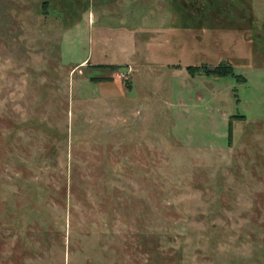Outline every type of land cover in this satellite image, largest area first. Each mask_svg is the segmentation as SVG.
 Here are the masks:
<instances>
[{
  "label": "rangeland",
  "instance_id": "374dc122",
  "mask_svg": "<svg viewBox=\"0 0 264 264\" xmlns=\"http://www.w3.org/2000/svg\"><path fill=\"white\" fill-rule=\"evenodd\" d=\"M0 264H264V0H0Z\"/></svg>",
  "mask_w": 264,
  "mask_h": 264
},
{
  "label": "trees",
  "instance_id": "16d2710c",
  "mask_svg": "<svg viewBox=\"0 0 264 264\" xmlns=\"http://www.w3.org/2000/svg\"><path fill=\"white\" fill-rule=\"evenodd\" d=\"M188 70L191 69L190 67L187 68ZM206 71V70H205ZM207 72H212V73H218L221 75H225L228 73H231V70L224 64L218 65L214 71H207Z\"/></svg>",
  "mask_w": 264,
  "mask_h": 264
},
{
  "label": "flooded vegetation",
  "instance_id": "af4514ba",
  "mask_svg": "<svg viewBox=\"0 0 264 264\" xmlns=\"http://www.w3.org/2000/svg\"><path fill=\"white\" fill-rule=\"evenodd\" d=\"M203 7V6H202ZM201 7V8H202ZM191 12H192V14H195L194 12H195V10H194V6L191 8Z\"/></svg>",
  "mask_w": 264,
  "mask_h": 264
}]
</instances>
